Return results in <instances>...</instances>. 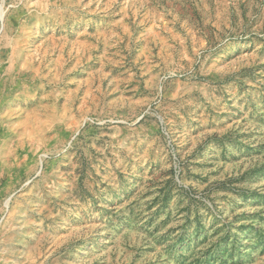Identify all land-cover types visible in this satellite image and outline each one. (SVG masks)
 Here are the masks:
<instances>
[{"label": "rangeland", "instance_id": "obj_1", "mask_svg": "<svg viewBox=\"0 0 264 264\" xmlns=\"http://www.w3.org/2000/svg\"><path fill=\"white\" fill-rule=\"evenodd\" d=\"M0 264H264V0H0Z\"/></svg>", "mask_w": 264, "mask_h": 264}]
</instances>
